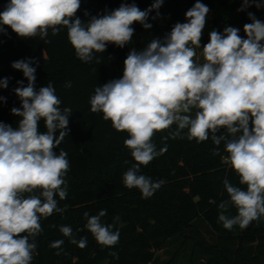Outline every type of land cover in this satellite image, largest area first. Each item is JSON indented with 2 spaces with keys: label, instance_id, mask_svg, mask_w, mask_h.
Segmentation results:
<instances>
[{
  "label": "clouds",
  "instance_id": "9594fccd",
  "mask_svg": "<svg viewBox=\"0 0 264 264\" xmlns=\"http://www.w3.org/2000/svg\"><path fill=\"white\" fill-rule=\"evenodd\" d=\"M163 2L154 0L145 10L135 3H121L110 13L83 22L76 16L81 0H9L0 12V33L8 26L20 38L44 39L49 29L56 35L60 27H66L76 56L90 62L94 52L104 53L109 44L128 45L134 23L151 29L149 13ZM251 4L264 7L261 0H243L238 11ZM209 12L210 8L197 0L185 12L186 22L175 23L163 39L154 38L143 50L132 48L124 60L122 77L96 87L90 105L91 111L102 113L115 130L128 133L124 145L135 163L123 174V183L128 189H138L143 198L151 197L165 183L140 174L141 166L167 150L157 151L152 140L156 132L175 123L179 130L188 129L189 140L203 142L211 133L216 146L224 141L228 153L224 159L239 183L246 185L244 190L223 181L229 199L218 206V222L231 231L237 225L244 229L264 216V22L249 12L252 22L244 25L245 37L236 27L225 26L223 33L212 29L208 43L202 46L204 62L198 63L194 57ZM33 63L34 59L28 58L11 64L27 80L26 86L17 81L19 86L14 89L21 107H13L11 114L21 119L15 128L0 122V264H31L37 248L35 237L42 231L41 218L63 212L55 197L64 200L68 195L64 179L70 167L67 153L60 150L57 155L55 149L68 135L71 109L61 110L51 83L35 87ZM8 82L9 78L0 79V88H7ZM0 101L6 102V98L0 96ZM41 120L45 132L39 130ZM221 128L229 135L217 136ZM213 155H219L218 147ZM36 190L39 195L32 194ZM25 193L31 195L25 197ZM230 207L236 208L237 215L226 214ZM83 215L85 227L98 244L111 247L119 242L114 225L101 221L106 209L98 215ZM60 232L81 249L87 246V238L77 241L70 226H61ZM63 243L57 240L50 247L59 249Z\"/></svg>",
  "mask_w": 264,
  "mask_h": 264
},
{
  "label": "trees",
  "instance_id": "16d2710c",
  "mask_svg": "<svg viewBox=\"0 0 264 264\" xmlns=\"http://www.w3.org/2000/svg\"><path fill=\"white\" fill-rule=\"evenodd\" d=\"M153 2L81 0L76 16L87 22L91 16L110 13L121 3H135L145 10ZM196 2L164 0L158 10L149 13L147 22L152 24L151 29L145 30L140 23H134V36L128 45L119 48L109 44L104 53L94 52L90 62L76 56L66 27H60L56 35L49 29L48 36L41 39L39 36L20 38L10 27L3 26L0 79L9 78V82L7 88H0V96L6 98V102L0 101V122L15 128L21 119L11 114L13 107H21L14 89L19 86L17 81H23L26 86L27 80L22 71L13 69L11 64L22 59L35 61L32 65L36 68L35 87L39 89L51 83L61 100V110L71 109L68 135L55 149L57 155L60 150L67 153L70 165L64 177L67 198L55 197L58 207L64 211H54L46 219L41 218L42 231L35 237L37 248L31 264H101L104 259H108L109 264H156V253L169 242L180 237L177 250L186 249L190 243L182 238L185 229L197 233L201 240L200 244L193 245L191 258L197 249H205L210 254L204 264H264V216L244 229L237 225L231 231L218 222V206L229 199L223 181L227 179L233 186L246 190V185L239 183L238 175L224 159L228 156L224 141L216 146L211 133L203 142L189 140L188 129L179 130L177 125L156 132L152 140L157 151L164 147L167 150L147 166H141L140 174L153 182L163 180L165 183L151 197L143 198L138 189H128L123 183V174L135 163L130 149L124 145L128 133L115 130L110 120L103 119L102 113L91 111L90 98L95 88L122 77L129 51L132 48L143 50L154 38L163 39L175 23L186 20L184 9ZM200 2L223 12L230 8L232 0ZM7 3L9 0H0V12ZM260 20L264 22V7ZM239 35L245 37V34ZM68 82L71 87L66 86ZM39 130L46 131L43 120ZM178 131L179 135H174ZM56 135L59 136V131ZM216 135L229 134L221 128ZM217 147L219 155H213ZM32 194L39 195V190ZM101 209L107 210L102 223L114 225L113 231L118 230L120 234L119 242L111 247L98 244L85 227L87 218L83 213L98 215ZM226 214L235 216L237 210L230 207ZM117 216L119 220L114 219ZM61 226H70L77 241L86 237L87 246L81 249L78 244L70 243V238L60 232ZM29 240L33 242L31 237ZM57 240L64 241L61 248H51L50 244ZM222 244H237V249L232 252Z\"/></svg>",
  "mask_w": 264,
  "mask_h": 264
},
{
  "label": "rangeland",
  "instance_id": "374dc122",
  "mask_svg": "<svg viewBox=\"0 0 264 264\" xmlns=\"http://www.w3.org/2000/svg\"><path fill=\"white\" fill-rule=\"evenodd\" d=\"M243 0H232L230 8L227 11H218L210 8V12L207 16V23L205 29L203 31L201 47L196 48L197 55L194 57L198 63H203L204 59L202 56L203 48L202 46L209 41V32L212 29H216L223 33L225 26L236 27L240 29L239 34L244 33V25L246 23H251L252 21L249 19L248 13L251 12L255 15L257 19H261L263 13V7L257 8L255 4H251L249 7L245 8L242 11H238V9L242 8ZM261 3H264V0H261ZM190 8H185L184 13ZM186 22V20H184ZM195 109H193L191 115H195ZM177 125V124H173ZM185 234L182 235V238L186 241H189V245L186 249L177 250L179 248V244L181 242V238L176 239L172 242H169L167 246L156 253V264H204L207 262V259L210 257V254L207 250L203 249L200 251L197 249L194 251V258H191L193 255V245L196 243L200 244L201 240L197 236V233H194L190 229H185ZM222 247L225 249H230V251H235L237 249V244H222ZM254 246V251H255ZM175 256H177L175 258ZM193 259L194 261H191ZM101 264H109L108 259H104Z\"/></svg>",
  "mask_w": 264,
  "mask_h": 264
}]
</instances>
